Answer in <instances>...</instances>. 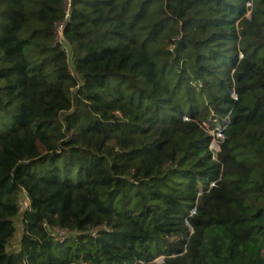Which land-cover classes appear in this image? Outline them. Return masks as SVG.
Masks as SVG:
<instances>
[{"label":"trees","instance_id":"trees-1","mask_svg":"<svg viewBox=\"0 0 264 264\" xmlns=\"http://www.w3.org/2000/svg\"><path fill=\"white\" fill-rule=\"evenodd\" d=\"M70 2L0 0V264H264V0Z\"/></svg>","mask_w":264,"mask_h":264},{"label":"built area","instance_id":"built-area-1","mask_svg":"<svg viewBox=\"0 0 264 264\" xmlns=\"http://www.w3.org/2000/svg\"><path fill=\"white\" fill-rule=\"evenodd\" d=\"M64 8H65L64 19L57 22L55 25L54 45L59 46L60 50L64 53V55L67 58V61L70 64V69H72L71 66H72L73 51H72L70 44L66 41V39L64 37V27H65L66 22L70 19V15H71V2H70V0H65ZM172 48H173V45H171L169 47V50H172ZM224 123L227 124L226 121H224ZM223 130H224V127H222L219 130V132L217 134L218 139L219 138L222 139V131ZM209 149L211 150L210 147H209ZM17 205H18L19 216L21 218L22 214H24L26 211H28L29 207H30V200L28 197V192L25 189L20 190L18 200H17ZM43 228L45 229L48 237L58 244H63L70 239H76L77 237H80V236H91V237L95 238L101 232V230H108L106 227H98V228H95L91 231H85V232L70 231V230H67L64 228H60L58 226L49 225L45 222L43 223ZM13 247H16V245H13ZM72 264H85V263L80 261V262H76V263H72Z\"/></svg>","mask_w":264,"mask_h":264},{"label":"rangeland","instance_id":"rangeland-1","mask_svg":"<svg viewBox=\"0 0 264 264\" xmlns=\"http://www.w3.org/2000/svg\"><path fill=\"white\" fill-rule=\"evenodd\" d=\"M64 4H65V0H64ZM64 10H65V8H64ZM221 128H222V126H217L215 129L210 131V134L214 137V140L212 141V143L210 145V148L213 152H217L219 150L218 143H219V139H221V138L218 139L217 134ZM16 226H17V230H16L15 238L13 239V245L17 244V241L19 240V236H20L19 224H17ZM156 261L161 262L162 258H159Z\"/></svg>","mask_w":264,"mask_h":264}]
</instances>
